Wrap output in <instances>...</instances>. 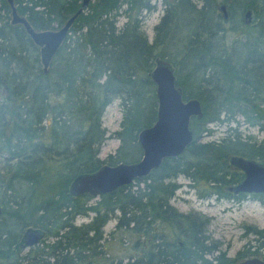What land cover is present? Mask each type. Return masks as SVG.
Masks as SVG:
<instances>
[{
  "label": "trees",
  "instance_id": "1",
  "mask_svg": "<svg viewBox=\"0 0 264 264\" xmlns=\"http://www.w3.org/2000/svg\"><path fill=\"white\" fill-rule=\"evenodd\" d=\"M12 1L35 31L59 29L81 5V0ZM155 2L163 14L149 44L141 24ZM118 18L124 20L120 27ZM9 21L10 9L0 0V264L233 263L221 254L207 260L217 245L205 235L206 219L178 214L169 201L178 176L192 188L203 185L207 196L229 199L225 188L240 175L228 159L264 164V140L242 139L236 129L228 128L232 134L217 142L196 141L207 124H240L237 118L264 132V0H199L198 6L190 0H91L45 73L39 49ZM157 59L171 65L182 99L200 104L201 119L189 122L191 143L148 176L93 203L88 195L72 197L68 187L77 177L140 159L137 133L155 121L148 74ZM113 100L122 112L119 130L111 135L119 146L100 160L106 138L102 116ZM89 214L87 224L74 225ZM111 219L110 241L130 244L134 255L114 261L107 252L102 227ZM27 229L42 238L22 255ZM246 232L253 244L236 259L264 261V229Z\"/></svg>",
  "mask_w": 264,
  "mask_h": 264
},
{
  "label": "water",
  "instance_id": "2",
  "mask_svg": "<svg viewBox=\"0 0 264 264\" xmlns=\"http://www.w3.org/2000/svg\"><path fill=\"white\" fill-rule=\"evenodd\" d=\"M91 0H81L80 8L63 26L54 31H35L24 17L17 15L12 0H6L10 9L11 25H20L30 41L39 49V59L45 73L51 59L64 41L74 19L86 8ZM219 12L226 20L224 6L219 7ZM250 13H244L248 22ZM154 85L156 98L155 121L148 128L137 133L136 142L141 150V157L137 162L115 166L102 165L91 174H85L74 179L68 193L72 197L88 195L98 198L110 194L120 187L132 184L135 180L148 176L156 170L162 160L180 156L192 141L189 130L191 118L201 119L202 111L196 99L183 100L180 89L175 85V78L171 65L161 59L154 61L148 74ZM228 165L242 173L243 179L237 185L228 187L227 191L237 194L264 195V165L252 159L232 156ZM42 238V233L27 229L24 231L21 249H28L37 245ZM236 264H264L259 258H247Z\"/></svg>",
  "mask_w": 264,
  "mask_h": 264
},
{
  "label": "rangeland",
  "instance_id": "3",
  "mask_svg": "<svg viewBox=\"0 0 264 264\" xmlns=\"http://www.w3.org/2000/svg\"><path fill=\"white\" fill-rule=\"evenodd\" d=\"M195 6L199 5V0H190ZM155 9L144 16L141 24V32L150 44L154 37L153 28L159 22L163 7L159 2H155ZM246 20V19H245ZM122 18H118L116 26L120 27L123 23ZM247 21V20H246ZM249 22V20H248ZM246 22V23H248ZM230 28V25L228 26ZM178 32H176L177 34ZM236 35L229 33L228 37L232 38ZM179 47V44H176ZM175 46L169 48L173 51ZM122 112L118 100H113L104 110L102 116V127L105 129L106 138L103 141L98 158L105 160L107 156L113 155L119 146V143L111 135L119 130ZM236 122L229 124L210 123L205 126V132L197 137L198 143L217 142L223 138L228 132V128L236 129V132L242 139H249L250 142L259 143L264 140V132H260L256 127H247L242 124L241 119L237 118ZM177 186L172 198L169 201L170 207L178 214L182 215H199L206 219L204 228L205 235L209 242L217 245V250L206 257L207 260L221 254L225 259H236L237 253L245 248L247 243L253 244V236L246 232V228L261 230L264 229V195L262 201L247 197L242 200L218 199L213 195L207 196L203 185L192 188L191 184L183 176H178L172 181ZM200 195H206L200 197ZM97 198H90L89 203H93ZM92 217H78L74 221L75 226L87 224ZM114 220H108L102 227L103 240L107 243V252L116 261L118 258H124L134 255L130 244L116 243L110 241L109 234L113 231ZM27 250H23L21 254H25ZM262 259L261 256L257 257ZM110 259V258H109Z\"/></svg>",
  "mask_w": 264,
  "mask_h": 264
},
{
  "label": "flooded vegetation",
  "instance_id": "4",
  "mask_svg": "<svg viewBox=\"0 0 264 264\" xmlns=\"http://www.w3.org/2000/svg\"><path fill=\"white\" fill-rule=\"evenodd\" d=\"M257 162V161H256ZM259 163V162H258ZM262 164V163H261ZM264 165V164H263ZM229 167H231V166H229ZM232 168V167H231ZM232 169H235V168H232ZM236 171H237V173L240 175V180L238 181V182H236V183H234V184H232V185H230V186H228V187H232V186H235V185H237L239 182H241V180L243 179V175H242V173L241 172H239L237 169H235ZM228 187H226L225 188V192L228 194V196H229V199H233V200H242L243 198H247V197H251V198H255L256 199V197L257 196H262L263 197V195H260V194H253V193H251V194H237V195H233L232 193H230V192H228L227 191V188ZM253 258H257V257H253ZM245 259H247V258H245ZM244 260V259H243ZM261 260H263V259H261ZM240 261H242V260H236L235 262H233V263H231V264H236V263H238V262H240Z\"/></svg>",
  "mask_w": 264,
  "mask_h": 264
}]
</instances>
